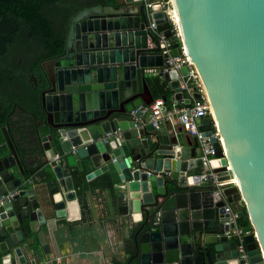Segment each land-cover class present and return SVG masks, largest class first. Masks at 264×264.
Segmentation results:
<instances>
[{"label": "water", "instance_id": "1", "mask_svg": "<svg viewBox=\"0 0 264 264\" xmlns=\"http://www.w3.org/2000/svg\"><path fill=\"white\" fill-rule=\"evenodd\" d=\"M173 4L181 40L165 12L153 17L172 56L183 46L205 85L213 112L198 123L216 150L212 171L202 176L197 137L192 144L181 130L155 129L141 109L155 100L157 76L173 100L191 105L182 86L186 63L164 69L169 54L148 28L143 0H96L70 20L64 52L42 63L41 111L29 125L54 176L50 202L44 190L27 186L32 153L3 128L8 152L0 157V195H15L0 204L2 264L14 254L24 263L23 247L36 252L41 243L49 251L43 207L61 217L79 206L75 171L104 180L130 216L124 264H242L239 240L226 234L227 204L238 217L245 206L249 261L264 264V0ZM149 36L157 47H149ZM233 179L222 185L226 199L215 200L216 184Z\"/></svg>", "mask_w": 264, "mask_h": 264}, {"label": "crops", "instance_id": "2", "mask_svg": "<svg viewBox=\"0 0 264 264\" xmlns=\"http://www.w3.org/2000/svg\"><path fill=\"white\" fill-rule=\"evenodd\" d=\"M153 79L156 82L155 97L163 98L166 95L169 101L165 102L170 105L174 91L168 84H162L163 77L157 76ZM184 97H189L186 90ZM17 115L20 118L17 125L20 129H13L11 133L20 143L27 146L26 149H29L34 158L30 163L34 174H29L31 181L27 186L44 190L50 202L48 182L53 180L54 176L46 172L49 167L44 165L42 155L34 144L30 121L23 117V113ZM163 126L171 132L173 129L181 130V136H188L193 144V136L181 124L164 121L161 127ZM75 173L79 206H69L68 214L61 217H56L51 206L43 207L49 220L48 225L42 226L41 230L49 251H44L41 243H38L36 252L23 247L26 257L24 263L14 254L5 264H124L127 261L130 244L125 229L132 223L130 216L123 213V205L118 202L113 191L107 188L109 185L105 184L104 180L100 177L86 180L85 173Z\"/></svg>", "mask_w": 264, "mask_h": 264}, {"label": "trees", "instance_id": "3", "mask_svg": "<svg viewBox=\"0 0 264 264\" xmlns=\"http://www.w3.org/2000/svg\"><path fill=\"white\" fill-rule=\"evenodd\" d=\"M95 2L0 0V157L8 152L3 128L12 131L19 122L12 116L23 113L30 121L41 111L42 63L64 52L70 20ZM241 210L237 224L245 228L250 219L245 206Z\"/></svg>", "mask_w": 264, "mask_h": 264}, {"label": "built area", "instance_id": "4", "mask_svg": "<svg viewBox=\"0 0 264 264\" xmlns=\"http://www.w3.org/2000/svg\"><path fill=\"white\" fill-rule=\"evenodd\" d=\"M147 15L149 17L148 28L152 31L153 35L159 40L160 51L164 54H169V57L165 61V70L179 69L183 63L188 66V75L185 77L182 86L186 90L191 99V105L189 107L182 106V102L173 100L170 105H167L164 98L158 97L149 106L142 107V111L147 115L148 120L153 124L155 129H159L164 121L171 123H179L183 128L193 137H197L199 141L198 150L200 152V158L203 160L204 167L202 170V176H205L208 172L212 171L211 162L216 158V150L210 142L209 138L204 135V132L199 129L198 119L206 116H212V105L207 95L203 80L195 66L191 61L184 47L181 46L182 54L180 56H172L171 44L169 39L164 35L163 32L157 30V24L153 17L154 13L158 10L163 11L169 17L172 25V30L175 32L176 37L181 40V33L179 27V21L177 14L174 9L173 0H143ZM148 44L150 48L157 47L153 37L149 36ZM199 94L197 96L196 94ZM135 110L134 113H136ZM215 135L219 137L218 131ZM214 182V180L212 181ZM229 183L230 185L236 184L232 180L217 183V189L213 195L215 200L226 199L222 185ZM15 195V192L0 195V204L10 201ZM226 211L230 213L227 224L230 229L226 234L233 239H238V260L243 261L242 264H251L249 261L248 250L244 237L247 232L244 228L237 224V211H235L230 204L226 205Z\"/></svg>", "mask_w": 264, "mask_h": 264}, {"label": "flooded vegetation", "instance_id": "5", "mask_svg": "<svg viewBox=\"0 0 264 264\" xmlns=\"http://www.w3.org/2000/svg\"><path fill=\"white\" fill-rule=\"evenodd\" d=\"M19 116L17 114H15L14 116H12V123L13 121L17 122L19 120ZM20 122H17L16 125H19ZM14 125V129H18L17 126L13 123Z\"/></svg>", "mask_w": 264, "mask_h": 264}, {"label": "bare ground", "instance_id": "6", "mask_svg": "<svg viewBox=\"0 0 264 264\" xmlns=\"http://www.w3.org/2000/svg\"><path fill=\"white\" fill-rule=\"evenodd\" d=\"M232 181L236 182V179H233Z\"/></svg>", "mask_w": 264, "mask_h": 264}]
</instances>
